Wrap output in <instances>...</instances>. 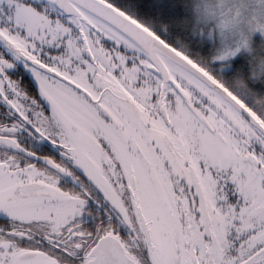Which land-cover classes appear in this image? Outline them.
Listing matches in <instances>:
<instances>
[{
  "label": "snow or ice",
  "instance_id": "obj_1",
  "mask_svg": "<svg viewBox=\"0 0 264 264\" xmlns=\"http://www.w3.org/2000/svg\"><path fill=\"white\" fill-rule=\"evenodd\" d=\"M0 264H264V0H0Z\"/></svg>",
  "mask_w": 264,
  "mask_h": 264
}]
</instances>
